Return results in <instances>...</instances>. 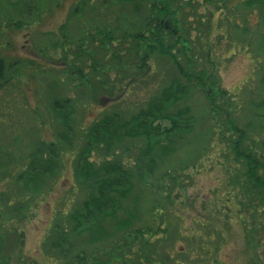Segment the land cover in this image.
Listing matches in <instances>:
<instances>
[{
  "label": "rangeland",
  "instance_id": "374dc122",
  "mask_svg": "<svg viewBox=\"0 0 264 264\" xmlns=\"http://www.w3.org/2000/svg\"><path fill=\"white\" fill-rule=\"evenodd\" d=\"M136 1L0 0V58L10 65L6 76L14 81L0 90V264H60L43 242L51 224L65 225L67 213L87 195L86 186L76 183V155L84 148L88 127L105 115L128 117L174 76L170 59L156 52L144 56V48L122 37L123 27L122 32L114 29L116 17L123 22L119 14L135 20ZM166 1L188 55L211 78L188 82L181 105L190 108L196 138L178 143L175 154L149 177L153 195L158 184L159 195L169 192L171 203L156 196L158 220L143 205L145 213L135 225H147L150 232L138 242L150 239L143 249H209L200 264L213 257L219 264H251L253 258L264 264V216L241 188L228 185L235 164L227 148L233 122L246 136L244 145L264 156V119L258 118L262 110L257 105L264 100L262 6L255 0ZM65 97L68 111L54 110L52 102ZM61 133L66 139L60 140ZM40 141L59 149L54 157L39 159L49 169L36 178L40 188L26 189L21 181ZM142 146L141 139H125L108 154L91 152L88 160L99 164L119 156L130 163ZM163 170L169 178L159 176ZM75 244L73 249H80ZM103 245L90 250L98 255L113 247Z\"/></svg>",
  "mask_w": 264,
  "mask_h": 264
},
{
  "label": "trees",
  "instance_id": "16d2710c",
  "mask_svg": "<svg viewBox=\"0 0 264 264\" xmlns=\"http://www.w3.org/2000/svg\"><path fill=\"white\" fill-rule=\"evenodd\" d=\"M114 1L123 4L133 2V0ZM255 1L262 6L261 13L264 20V0ZM160 5L155 6L151 0L136 1L135 9L132 10L134 15L132 17L135 20H129L126 14H119L123 16V22L121 24L116 17L117 25L114 29L119 28L122 32L124 28L122 37L137 42L135 47L144 48L146 50L144 56L156 52L170 59L175 70L174 76L161 87L156 96L145 103L144 107L128 117L113 113L96 118L88 127L84 148L76 155V183L86 186L87 195L79 208L74 207L67 213V225H63L60 221L59 225L54 219V224L50 226L46 237L48 242L45 240L43 244L46 243L50 248L44 250L52 254L54 262L60 264H185L186 260H190L191 264H200L203 258L207 259L206 256L209 255V249L202 247L200 249V246L198 249L190 248L180 251L143 249L145 244L147 246L150 244V239L142 240V243L138 242V237H143L150 232L147 225H135L140 221L138 215L145 213L146 208L143 205L147 204L148 214L152 218L156 216L158 220V217H161V208L156 210L159 204L155 200L156 196L159 199L161 197L160 200L164 202L171 203L169 192L166 193L167 195H159L161 189V186L157 184L160 182L159 179L156 181L157 186L153 195V185L148 184L149 177L163 165L169 155L175 154L178 143L187 141V136H190V139L196 138L190 108L181 105L189 93L188 82L192 77L194 80L202 76H205L206 80L211 78V75L205 71L197 70L196 63L194 64L193 59L188 55L190 49L188 50L182 39L183 32L176 29L179 27H176L179 21L173 20L175 14L170 12L167 1L164 0V3ZM159 21L165 22L161 26ZM199 24H203L202 19ZM111 34V31L106 32V35L111 36ZM9 69L10 65L6 66L4 60L0 58V90L14 84L11 83V76H6ZM69 105L68 97L62 101L52 102L54 110L68 111ZM257 105L262 110L258 118L264 119V100ZM62 115L65 120L63 112ZM162 122H166L167 126H162ZM63 125L67 132L68 127L65 123ZM229 125L232 137L227 148L233 154L235 175L230 177L228 185L231 188L237 185L239 190L241 188L248 195V200L254 202L252 205L259 209L260 216H264V177L261 175L262 171L264 172V156L256 154L253 145H244L246 136L237 125L233 122ZM247 126L252 128L251 124ZM66 137V134H60V140ZM125 139L143 141V146L138 149L132 162L123 163L119 156L99 164L88 160L91 152L103 151L108 154L116 143ZM178 146L181 145L178 144ZM57 149L59 146L52 142L48 145L41 141L37 143V148L31 156L34 161L27 169V178L21 181L26 189H29L32 184L35 185L36 190L40 188L41 184H38L36 178L41 173L46 174L49 169L39 162V159L46 154L51 158L54 157ZM159 176L169 178L166 170L161 171ZM177 176L170 177V181L174 182ZM128 202L129 206H127ZM79 237H81L80 242ZM134 238H137V241H134ZM155 240L154 247L158 248L160 244ZM119 242L127 243L124 249L116 246ZM137 242L141 248L143 245L142 249H139L138 245L137 249L134 247ZM75 243H78L77 247L80 249H73V246H76ZM99 244H104L105 248L111 245L113 247L109 251L103 249L97 255L90 250V246ZM204 264H219V262L213 257L205 260ZM251 264H257L255 258Z\"/></svg>",
  "mask_w": 264,
  "mask_h": 264
}]
</instances>
